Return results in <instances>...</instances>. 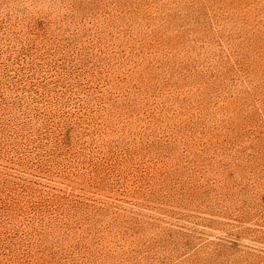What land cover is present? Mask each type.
I'll list each match as a JSON object with an SVG mask.
<instances>
[{"label":"rangeland","instance_id":"374dc122","mask_svg":"<svg viewBox=\"0 0 264 264\" xmlns=\"http://www.w3.org/2000/svg\"><path fill=\"white\" fill-rule=\"evenodd\" d=\"M0 264H264V0H0Z\"/></svg>","mask_w":264,"mask_h":264}]
</instances>
